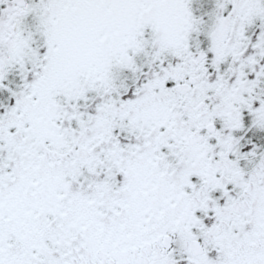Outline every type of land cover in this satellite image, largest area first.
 Masks as SVG:
<instances>
[{"label": "snow or ice", "instance_id": "obj_1", "mask_svg": "<svg viewBox=\"0 0 264 264\" xmlns=\"http://www.w3.org/2000/svg\"><path fill=\"white\" fill-rule=\"evenodd\" d=\"M0 264H264V0H0Z\"/></svg>", "mask_w": 264, "mask_h": 264}]
</instances>
